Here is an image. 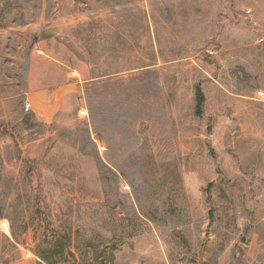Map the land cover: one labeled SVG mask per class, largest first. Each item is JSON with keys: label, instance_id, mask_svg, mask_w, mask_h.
I'll use <instances>...</instances> for the list:
<instances>
[{"label": "rangeland", "instance_id": "1", "mask_svg": "<svg viewBox=\"0 0 264 264\" xmlns=\"http://www.w3.org/2000/svg\"><path fill=\"white\" fill-rule=\"evenodd\" d=\"M0 23V197L33 218L10 264L41 262L46 209L74 226L58 264H264V0H0Z\"/></svg>", "mask_w": 264, "mask_h": 264}, {"label": "trees", "instance_id": "2", "mask_svg": "<svg viewBox=\"0 0 264 264\" xmlns=\"http://www.w3.org/2000/svg\"><path fill=\"white\" fill-rule=\"evenodd\" d=\"M141 11L144 15H146L147 11L145 9H142ZM196 99L197 114L201 115L205 103V96L200 87H197ZM3 204L4 197H0V219L4 217H8L10 219L11 236L0 232V237L3 241V245L0 247V252H2V254H0V259L3 263L10 264L20 259L21 251L18 246L21 242L20 237L28 231L31 223L33 222V218L26 220V218L23 217L20 222H17L15 219L5 214ZM41 212L44 214L43 217L46 220V230L45 234L33 251L41 258V262L39 264H58L54 259L56 256H64L68 248L71 249L72 246L77 247L73 237V222L69 218L64 220L58 219L57 227L51 228L50 218H52V216L50 214V209L42 210ZM70 255L76 256V253L73 250H70Z\"/></svg>", "mask_w": 264, "mask_h": 264}, {"label": "crops", "instance_id": "3", "mask_svg": "<svg viewBox=\"0 0 264 264\" xmlns=\"http://www.w3.org/2000/svg\"><path fill=\"white\" fill-rule=\"evenodd\" d=\"M65 86H62L59 89L54 88V89L38 91L33 96L34 106L41 107V109L43 108L42 111L37 113L38 116L42 117L43 121L48 122L55 115L57 111L56 108L57 99L58 97L61 98Z\"/></svg>", "mask_w": 264, "mask_h": 264}, {"label": "built area", "instance_id": "4", "mask_svg": "<svg viewBox=\"0 0 264 264\" xmlns=\"http://www.w3.org/2000/svg\"><path fill=\"white\" fill-rule=\"evenodd\" d=\"M39 52H42V51H39ZM72 74L75 76L77 74V72L76 71H72ZM257 94L259 96H263L264 97V92L262 90L258 91ZM31 107H32V105H31L30 102H27L25 104V109L26 110H29ZM79 112H80V114H86L87 113V111L84 108L80 109ZM98 147H99L100 150H103L104 149V146H102L100 144H98ZM26 256L29 257L30 256V252H26Z\"/></svg>", "mask_w": 264, "mask_h": 264}]
</instances>
